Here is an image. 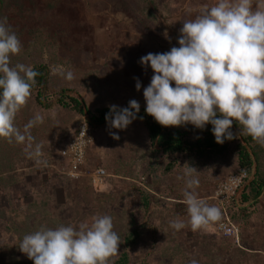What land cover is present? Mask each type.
<instances>
[{"label":"rangeland","instance_id":"1","mask_svg":"<svg viewBox=\"0 0 264 264\" xmlns=\"http://www.w3.org/2000/svg\"><path fill=\"white\" fill-rule=\"evenodd\" d=\"M216 3L217 0H2L0 18H7L8 24L22 43V50L28 45L30 38V35H26L27 24L40 22L46 26L48 39L43 49L50 51L57 47L59 58L65 62V65L52 70L54 80L51 81L53 83L49 92H53L50 96L51 101L54 97L62 99L66 95L69 96V88L81 91L78 82L82 78L90 82L97 91L104 88H110V92L116 90L100 107L117 105L123 108L127 107L132 99L137 100L140 107H143L146 106L144 89L141 86L137 91L130 83L136 81L134 77L139 78L142 85L150 83L154 73L150 65L145 68L139 63L140 58L148 53H164L170 51L173 46L179 47V30L183 26V21L195 19L202 9ZM258 3L260 0H253V10ZM88 14L91 15L90 18ZM103 31H106L107 35L105 42ZM50 40H55L57 46L49 47L53 46ZM60 70L73 72L75 78L71 81L66 80L58 74ZM57 90H60L58 94ZM124 90H127V93H120ZM32 103L33 99L21 109L15 123L18 127V124L25 123L30 115L33 117L36 114L42 115L44 122L32 128L39 130L35 135V142L42 145V155L57 156L60 147L55 142L60 131L63 130V126L68 127L66 133L72 126L75 128L79 120L78 113L73 110L72 117L70 112L65 115L58 113V108L32 112L30 111ZM91 104L93 105V101ZM34 106L32 105V108ZM181 127L188 131L191 140L208 130L207 126L201 130L191 124ZM144 128L142 122L136 119L126 128V133L122 137L119 136L121 139L116 141L112 138L114 143L116 141L119 144L121 141V151L117 158L126 165L124 170L130 181H118L115 177L119 172V164H116L115 156L107 155L111 152L108 151V147L112 146L113 142H107L106 146L98 144L99 150L92 146L86 168L95 170L105 168L109 174L99 187L87 181L89 176L77 180L65 177L67 169L65 159L54 161L58 166L57 170L60 169L59 172L64 174H54L55 169L54 173H46L47 169L45 171L41 164L35 163L37 157L29 158L25 152V145L13 143L16 148L18 146L17 149L20 148L18 152L21 156L17 152L16 157L25 159L24 167L28 170L23 185L17 191L11 188L2 189L6 176L0 172V264H12L20 260L32 262L19 250V244L25 235L38 230L42 225L53 229L61 225L78 227L80 223H87L90 226L94 217L103 215L112 217L113 230L121 238L119 244L121 251L125 248L124 238L130 231V212L135 213L137 218L133 217L135 222L142 223L147 219L148 210L144 214V208H140L142 195L145 193L151 197L152 223L150 229L143 231L137 243L125 248L131 255V264H190L192 259L197 260L198 264H250L242 259L247 258V255L241 252L240 242L226 238L212 228L223 216L218 222L210 223L206 229L196 232L191 231L190 226L179 231L170 226V221L175 219L183 220L187 225L189 219L187 207L182 202L186 178L178 177H182L190 166L198 171L194 175L198 176L200 181L196 189L199 198L203 199L211 192L212 199H204L207 202L213 200L214 204L211 205L218 206L223 212L234 206V203L230 204L225 211L216 200L215 190L221 178L233 172L235 161L237 162V150H233L228 158L227 155L224 157L217 153L204 158H198L195 153L191 156L180 153L178 156L175 155L177 158L175 162L171 161L172 155L166 157L167 155L160 150H156L158 151L156 159L152 155L156 146H151V141L144 134ZM111 131L115 132V128ZM241 137L244 139V136ZM6 141L0 138V161L2 166L11 167L15 160L10 156L15 157V154L4 146ZM239 141L238 139L230 143V148L234 149ZM246 141L243 140L246 146L262 150L260 170L264 174V146L255 141L251 143ZM94 142L95 138L92 143ZM171 162H174V165L172 169H168V163ZM151 166L153 170L148 172ZM136 171L144 173V182L139 186L130 179L137 173ZM87 173H90V170L87 169ZM254 174L255 171L248 174L244 186L254 178ZM84 178H86L84 182H79ZM207 186L209 190L205 188ZM241 193L242 190L239 199ZM262 198L264 199V194ZM247 201L249 200H245L243 204ZM243 204V209L240 208L238 216H235L237 218L234 217L233 221L230 219L238 225L240 235L243 230L240 220L247 225L246 232L254 231L250 229V219L246 218L251 207ZM224 214V217L229 218L227 213ZM256 218L260 219L261 228L264 225L263 208L258 211ZM113 259V257L110 259L109 264H113ZM261 264H264L262 260Z\"/></svg>","mask_w":264,"mask_h":264},{"label":"clouds","instance_id":"2","mask_svg":"<svg viewBox=\"0 0 264 264\" xmlns=\"http://www.w3.org/2000/svg\"><path fill=\"white\" fill-rule=\"evenodd\" d=\"M252 4L253 0H217L195 19L183 21L179 47L140 58L139 63L145 68L150 65L154 73L143 90L147 114L165 127L191 124L203 130L212 125L219 144L236 138L231 131L236 121L242 126V136L249 135L264 146V0L255 10ZM21 49L22 43L7 18H0V138L25 145L29 158H39L42 145L34 143L31 129L42 124L44 117L36 114L23 130L15 123L39 75L30 65L11 64V57ZM58 74L68 81L75 78L71 71L60 70ZM134 79L139 91V78ZM109 108L105 116L109 134L118 140L119 135L111 129H126L138 118L140 104L132 99L127 107ZM35 163L42 161L36 159ZM197 172L190 166L178 177L186 178L182 202L189 219L187 225L180 219L170 221L177 231L190 226L196 232L222 218L219 207L199 198ZM113 229V219L108 215L94 217L90 226L80 223L78 227L61 225L53 229L42 225L23 237L19 250L34 264H109L121 243ZM190 264L198 261L192 259Z\"/></svg>","mask_w":264,"mask_h":264},{"label":"trees","instance_id":"3","mask_svg":"<svg viewBox=\"0 0 264 264\" xmlns=\"http://www.w3.org/2000/svg\"><path fill=\"white\" fill-rule=\"evenodd\" d=\"M51 2L52 1H50V3ZM1 3L2 0H0V5ZM88 11L89 8H87L86 12ZM88 17L90 18L91 15L88 14ZM124 23L126 25H129L125 21ZM26 27H28L26 29V35H30V38L28 39L29 43L26 47H24V50H22V47L21 52L18 55L11 57V64L13 66L17 63L30 65L35 71L39 73V75L35 78L36 84L32 88V95L28 103L33 99V101L37 102L39 105L47 107L48 105L45 104L46 99L43 97V95L44 93L51 90L50 86L53 83L51 81L54 80L52 70L60 65L59 62L63 65L65 62L59 58L60 54L57 52V42L55 40H50L52 41L53 46L49 47H56V49L50 51L43 49L44 47H46L48 39L46 37V26L42 25V23L40 24V22H30ZM105 32H102L104 36L103 42L107 41L105 39L107 37ZM59 45L60 42H58V46ZM70 91L71 88L68 89V92ZM72 92L75 93V91ZM122 93H127V90L122 91ZM79 98L82 99L80 95H73L72 93H69V96L66 95L65 98H58V101L62 106L71 108L78 113V127H76L77 131L74 138L78 135L79 128L84 122H88L95 131L97 125H102L103 123L107 122L105 116L110 111L109 107H96L91 109L90 107H87V104L84 100H80ZM145 108V106L140 107V111L137 114V119L144 125V134H146V138L151 141V146L160 144L164 153L172 155L173 158L171 161L176 160L177 158H175V155L178 156V154L180 153H187L190 156L195 153L199 158L208 157L211 154L217 153L223 155L224 157L227 155L228 158L230 153L234 152L233 150H237V170L246 171L249 175L253 174L255 171L254 178L249 184L250 193L244 194V199H257L261 196L264 190V174L260 170L262 150L259 151V148L256 149L255 147H248L242 142L244 139L247 140V143L253 142L254 140L251 136L248 135L247 137H244V139L241 137V140L239 141V143L235 144L233 149L230 148L229 145L235 140V138L232 140L226 139L223 144L217 143L211 131L213 126L210 125V129L205 132V135H203V137L197 136L199 138L196 137L195 139L191 140L188 131L184 130V127L162 126L151 115L146 113ZM139 117H143V119H140ZM241 127L242 126H240L238 122L233 121L231 131L233 132L235 128L240 129ZM89 146L87 149V155L89 154ZM157 152L158 151H156L155 149L152 151V155L156 159ZM174 162H171L172 164L168 167V169H172ZM155 164H157V162H155ZM151 206V197L148 193H145L142 195V204L140 205V208H144V214H146V211L148 210L146 221L142 223L135 222V219L133 217L136 218V215L134 212H130L131 224L130 231L124 238L125 248H128L130 245L137 243V241L141 238L143 231L147 228L150 229L149 226L152 223L150 216L153 215L150 210ZM149 212L150 214H148ZM125 248H123V250L119 251V253L113 257V264H131V255ZM12 264H34V262H21L20 260L17 262H13Z\"/></svg>","mask_w":264,"mask_h":264},{"label":"crops","instance_id":"4","mask_svg":"<svg viewBox=\"0 0 264 264\" xmlns=\"http://www.w3.org/2000/svg\"><path fill=\"white\" fill-rule=\"evenodd\" d=\"M59 64L60 65H58V66L63 65L60 62H59ZM64 65H65V63H64ZM78 84L82 88L81 91L77 90L74 93V92H72V91H74V88H73V89H71V91L69 93H72L73 95L74 94L75 95H77V94L80 95L81 94L82 95V100H84L86 102V104H87V107H90L91 109L102 106L105 101L107 102L109 100V98H108L109 95L110 94H114L115 91H116L115 90L114 92L113 91L110 92V90H111L110 88H107L108 90L104 88V90L100 89V90L97 91V89L95 88L96 89L95 90L94 87H93V85L90 82H87L85 79H82V78L79 80ZM130 84L135 87L136 81H133V83L131 82ZM148 85H149V83H147L145 85H142V83H141V86H142L143 89L145 87H147ZM59 91L60 90H57V94L59 93ZM49 92H46L43 95V97L46 99L45 104L48 105V106L45 107V106L39 105L37 102H34V103H32V105L33 106L35 105V106H34V108H32V105H31L30 111L32 110V112H36L39 109H42L43 110V109H47V108H49V109L58 108V110H57L58 113L61 112V113H63L65 115V114H68V112H70L71 115H72V117H73L74 116L73 109L62 106L60 104V102L58 101L57 97H54L53 98V101H51L50 96L53 95V92L52 93H49ZM121 92L122 91H120V93ZM140 93H141V91H140ZM90 100L93 101V105H89V104H91V101ZM30 102H31V100H30ZM32 118H33V116L30 115L29 118L26 120V122H25V120L23 121L25 123L20 122V124H18V127L21 130H23V128L21 126H23L24 124H26L29 121V119H32ZM16 125H17V123H16ZM65 125H66V123H65ZM107 126H108V122H105L102 125H97L96 126V129L94 131L95 142L94 143H91V145L89 146V150L90 151H92V148H93L92 146H94L95 148H97L96 150H99L98 149L99 148L98 146L100 145V143L103 146H106V143L107 142H109V143L110 142H113L112 141V136L109 134V128H107ZM76 127H78V123L75 125V128H73V126H72L71 127V130H68V132L66 133V130H67L68 127L66 128V127L63 126V130L60 131L59 138L55 142V144L59 145V147H60V150L58 151V155L57 156L51 155V154H48L47 155L45 153L46 156L45 155H42L41 157L38 158V159H40L42 161V163H40L41 164L40 166L43 167V168H45V171L47 169L46 173H48V174H51L50 172L54 173L53 169H55V173L54 174H56V175H58L60 173L61 174H64L63 172H59L60 169L57 170V167L58 166L56 165V163H54V161H58V160L62 161L63 158L61 157V150L63 148H65L70 143V141L74 138L75 133L77 131V128ZM37 131H39V130L31 129V135L34 138H35V135H37ZM115 132L119 136L122 137V135L126 133V129H124V130L115 129ZM233 133L236 136V138L231 143L236 142L238 139L241 140V136H242L243 133H241L239 130H234ZM203 135H205V132L202 133L201 135H199V137H203ZM243 135H245V134H243ZM121 137H120V139H121ZM190 139H192V137H190ZM193 139H195V138H193ZM116 141H115V143L113 142V145L112 146H110V147H113V149H111L110 147H108V151H111V152L109 154L107 153V155L108 156H112V157L115 156V162H116L117 165L119 164L118 165L119 166V172L115 174V177L118 179V181L121 180L122 182H124V180H126V182H127V181H130V180H129L128 177H126L127 176L126 175L127 172H125V170H124V166H126V165L123 163V161L120 162L119 161V158H117V154L120 153V151H121L120 150V148H121V141L119 142V144ZM13 143H15V142H13ZM13 143H8V141H6L5 144H4V146L7 147V148H9V150L15 154V157L6 154V155L10 156L12 159H14L15 162H12L11 167H4V166H2L1 161H0V172H2V175L3 176H6L5 178L3 176H1L2 178H4V180H3V184L4 185H3V188L2 189L5 190L6 188L7 189H10L11 188L12 190L17 191V189H20L21 185H23V183L25 181L24 178L26 176V170H28V168L25 169V167H24L25 159H21V157L20 158L16 157V153L18 152V150L20 148L17 149L18 146L16 148V146H14ZM34 143H37V142H34ZM96 145H97V147H96ZM155 150H158V151L160 150L161 153H164V151H163V149H162V147H161L160 144H156V149ZM18 153L21 156V153L20 152H18ZM164 154L167 155L166 157H169L171 155V154L168 155L167 153H164ZM25 156H26V154H25ZM52 156L54 157V159H52ZM51 160H52V162H51ZM43 161H46V164L43 163ZM60 161H59V163H60ZM150 162H151V159H150ZM235 163L236 164L234 165L235 168L233 169V172L237 171V162L235 161ZM54 164H55V166H54ZM67 165L69 166L68 161H67ZM147 165H149V164H147ZM168 165L171 166V163L170 164L168 163ZM88 166H89V164H88ZM152 166H151V169L148 172H150L151 170H153V167ZM87 169L90 170V172L91 171H96L95 168L94 169L87 168ZM101 169L106 170L105 168H101ZM231 169H232V167H231ZM106 172H107V175H106V177H107V176H109V174H108V171L107 170H106ZM136 172L137 173H135V175L132 178H130V179H131L132 182H134L135 184H137L139 186V185H141L144 182V179H143L144 173L143 172H140L139 173V171H136ZM217 172H219V171H217ZM218 174L219 173H217V175ZM229 174L230 173H227L226 175L228 176ZM210 175L215 176L213 174H210ZM85 176H89V175H85ZM227 176L222 177L223 179L221 178V181L224 180ZM65 177H67V175ZM85 179L86 178H84L82 180H79V182H84ZM87 181H89V183L90 182L93 183V181H92L91 178H89ZM251 181H252V179H250L247 182V185L243 186L242 193H241V198L240 199L238 198L236 200V202L234 203V206L232 205L230 208L228 207L230 209V211H229V209H228L227 212H223L222 211V216L223 217L225 216L224 213H227L228 216H229V219H231V220L232 219L234 220V217L235 216H238L239 209L242 208V207H244V206H242L243 202L245 201L244 194L250 193L249 184H250ZM0 184H1V182H0ZM5 184L10 185L11 187H6ZM95 188H97V187L95 186ZM205 188H208V186L205 187ZM208 190H209V188H208ZM263 194H264V190H263V192H262V194H261L260 197H258L257 199L256 198L255 199L252 198L249 201H247L245 204H243V205H246V207H248V208L251 207V209L249 210L248 216H246V218L250 219V229L254 230L255 232L254 231L253 232H249V231L246 232L247 231V225H244L241 220L239 221V223L242 225V229H243L242 230V233L240 235L241 241H240V247L239 248L242 250L241 251L242 253L245 252V254L247 255V258L246 257L245 258L244 257L242 258L243 261L249 262L250 264H261V260L264 262V228H263L264 225L261 226V228H262L261 229L260 228V225H261L260 219L259 218L258 219L256 218V214L258 213V211L259 210H262V208L264 209V199L262 198L263 197ZM203 199H212V193L210 192V195L207 196V197H203ZM212 201H209L208 203L211 205L213 203ZM253 212H254V214H253ZM251 213H252V215H251ZM235 218H237V217H235ZM248 243H249V246H247ZM243 245H246L247 247L246 246H243Z\"/></svg>","mask_w":264,"mask_h":264},{"label":"built area","instance_id":"5","mask_svg":"<svg viewBox=\"0 0 264 264\" xmlns=\"http://www.w3.org/2000/svg\"><path fill=\"white\" fill-rule=\"evenodd\" d=\"M94 130L88 122H84L80 128L78 135L73 138L70 143L61 150V156L68 161L69 166L65 174L71 179H80L85 175H89L96 186H101L106 179L107 172L104 169H98L87 173V149L94 141ZM248 173L246 171H237L230 174L226 179L216 185V200L223 206L224 210L230 204L236 202L239 198L243 185L247 180ZM218 234L226 238L234 239L240 242V229L238 225L232 222L228 217H223L218 223L212 226Z\"/></svg>","mask_w":264,"mask_h":264}]
</instances>
